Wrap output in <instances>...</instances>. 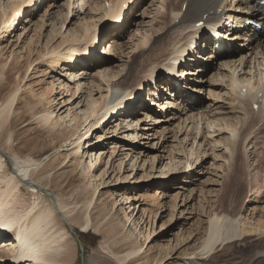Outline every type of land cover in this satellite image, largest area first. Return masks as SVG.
I'll return each mask as SVG.
<instances>
[{
  "label": "bare ground",
  "instance_id": "1",
  "mask_svg": "<svg viewBox=\"0 0 264 264\" xmlns=\"http://www.w3.org/2000/svg\"><path fill=\"white\" fill-rule=\"evenodd\" d=\"M18 1L8 0L10 2V5H8L9 12L5 11L0 15V28L3 26L2 30L4 32L2 34H7L6 37L19 32L20 25L26 23V15L28 16L30 10L34 8L36 11L39 10L40 6L36 5L39 2L40 4L43 3L40 0ZM142 2L141 0H113L112 2L108 0H79L77 11L71 9L72 4L70 3L69 13L67 12L68 15H66L60 24L62 28L68 22V19H76L79 14L89 10L88 5L93 6L96 12L109 6L111 9L107 10L105 16L101 14L99 16L95 15L93 19L96 20L98 17L97 20L99 21L97 22L96 20V24L99 23V25H93V33L91 32L92 29H90L91 23L85 22L82 25L84 28L78 31V37L62 39L59 44H54L53 49L48 50L41 56L39 64L42 65L47 62L56 76L47 85L45 84V90L41 93H35L32 88L28 89L29 95L35 103L38 102L41 105L45 101H50V104H53V101L57 100L56 97H61L64 93L68 92H71V95L67 100H61L62 105L58 104L56 107L50 105L49 109L38 118L40 123L47 127L48 132L54 133L59 138L56 137V142L58 140L60 142L53 153L47 154L37 160L31 157L22 158L15 153V161L18 163L15 173H9L7 165L3 160L4 157L0 155V245H2L0 258L6 254V251H9L3 250V247H10L15 242L16 232L14 231L17 229L19 235H25L24 243L34 254V263L29 264H73L74 255L69 240L71 239V235L62 225H64L65 221L71 223L76 218L81 217L84 220L81 230L88 232L92 225L91 212L87 210L83 215L79 214L74 215L75 217H70L68 215L71 212L64 211L66 206H64L62 200L58 199L60 202L52 209L53 206H42L38 202V196H35L33 201H29L24 196V192H22L24 186L27 185L26 183L30 185L31 192L35 191L37 184L35 183L36 181H31L32 177L39 180L49 175L47 177L49 179L53 171V164L55 163L54 165H56L57 161L61 158L67 163V169H69L71 175H74L77 171H81L82 174L86 175L85 178H89L90 186L93 189L91 193L92 200L89 206H91L97 197L96 202L108 208L109 213L107 215H112V212H114L112 221L120 218L123 223L129 224L127 237L136 235L144 240L143 245H139L136 249L127 253L123 251L112 252L108 244L106 247L102 246L105 251L110 250L109 252H112L121 264H206L212 259L219 246L247 236H264V207L262 205H257L250 209V216L239 215L232 218L227 214L221 215V213L216 212L218 203L214 201L208 205L210 212L207 217L208 224L204 231H198L195 234L191 233L188 237L183 236L184 238L177 240L176 244L172 247L171 245L170 247L164 246L166 247V253L163 255H154L145 260L140 258L142 256L141 250L146 247L145 251L150 252L153 249L152 242L155 241V239H151L154 235L149 233L147 226L153 228L152 222L155 221L156 223L158 212L156 214L153 212L154 206L148 204V202H151L148 199L157 204L158 211L163 210L162 205L164 204H162L161 200H164V196H161L163 191H160V188L167 187L168 183L166 181H169L168 179L171 178V174L179 172L187 174L191 172L194 175L196 174V170L191 167V170L185 167L173 170L176 168L175 166L172 169L175 157L170 156V153L167 154L166 160L168 162L166 164H164L165 157L153 156L152 160L157 165L156 172H159V175H151V187L157 186V189L153 192L155 194L150 197H143L144 195L138 193L139 195L136 194L135 197H132L130 195L132 191L131 186L129 188L127 186L131 182L130 177L134 171L139 170V160H142V157L146 156L143 161L142 168H144L147 162L146 158L148 157L144 155L143 150L139 149L143 145L141 141L138 142L140 144H135L136 140L139 139L140 134L141 138L143 137L142 140L152 141L158 135L157 131L153 135L151 133L147 134V132L154 130V128L156 129V127H153V129L139 127L142 120L138 117L143 116L145 119L150 118L151 120V115L154 116L152 118L154 119V126L167 123L170 125L172 122L179 121L184 130L183 134L187 133L185 138L181 140V144H187L190 134L194 133L193 138H195L191 139L193 140L192 147L188 150L191 152L190 157L197 156L198 159L201 154L205 158L206 151L204 152L203 150H207L203 148V143L197 144L199 137L204 138L206 134L211 135V137L218 133L227 134V141H223L225 142L223 148L227 152H240L242 148L246 152V145L242 141L246 139L243 137L244 133L247 129L251 132L245 140V143L250 145L252 143L250 139L252 137L251 130H254L255 127L257 128L256 125L258 124H256L257 121L255 122L254 117L261 118L260 122L258 121L259 124L264 122V6L261 5L262 0H179L180 7L177 11L175 9L167 10L168 7L166 6L167 11L163 13L164 16L171 18V23L165 31H159L157 34L150 33L153 35L150 41L148 39L150 36L148 31L144 32L142 29L137 28L133 34L135 40H137L139 34L143 36L138 40L143 45L152 43V46H154V48L151 45L145 47V49L151 52L144 59L147 60L148 65L145 67L144 64L139 63L140 65L135 67L133 63L128 64L127 61L125 68H123L124 71H121L123 74L118 79L117 77L119 76L114 74V60H118L120 57L127 59L136 53L134 49L138 50V48H134L136 46L134 45L132 52L125 55L122 48L120 49L118 46V44H121L119 35H125V26L129 23L133 8L140 9L139 6L142 5ZM132 5L134 6L132 7ZM169 5L173 7L174 4L170 3ZM78 7H80V10H78ZM124 12L127 13V16L123 15ZM71 14L72 17L68 18ZM142 17L146 19L147 15L144 13ZM249 21L257 22L261 26V29L254 26L251 28L246 27ZM202 22L204 25L199 26ZM26 29L27 27H24V30ZM53 31L58 32L56 29H53ZM59 32L61 34L62 30L60 29ZM215 32L220 35L216 36ZM92 34L96 37L94 41L92 38L90 39ZM20 37L21 34L18 38ZM202 39L210 47L213 45L210 54H207L208 48H206V45H203V47L201 45L196 46ZM120 50L122 51L120 52ZM187 53L188 55L185 57ZM193 55L196 56L194 57ZM217 55L224 57L218 59ZM36 61L29 63L23 81ZM216 61L218 62L215 63ZM218 64V72L211 77L214 84H210L211 82L208 80L209 84L206 85V75L210 70H214V67ZM64 71H68L70 74H64ZM96 71L97 78L94 76L91 83H89L87 81L88 78L92 77ZM36 72L35 74H37ZM58 74H61V77L56 79ZM62 77H68L69 80H72L73 87L70 88V85L68 86V83H71L70 81H67V89L64 84L66 81L59 84L58 82ZM198 83H201L200 86ZM164 85H167L166 88H163ZM208 86L210 87L209 98H204L203 94L206 93L205 91ZM145 91H147L148 100L152 99L154 103L152 104L156 108H159V113L156 110L152 111L150 107H148L149 109L146 108L142 97ZM162 91L163 93L165 92V96H168L167 98L162 96ZM217 91L224 92V95L222 94L221 96ZM104 92L106 93L105 96L103 95ZM188 92H196V97L192 98ZM17 93L18 91L11 95L9 103H2L0 105V130L5 129L9 124L13 127L14 122L16 123L19 119L25 117L24 113L22 115H15L17 109H15V112L13 111V103L16 102ZM94 93L101 95V98L95 99ZM83 97H85L84 100L82 99ZM169 97L172 98L168 99ZM159 98H161L160 101L158 100ZM214 98H216L217 103L213 101ZM73 99L75 101L70 103ZM225 99H228L227 104L224 103V105L218 106L221 100L226 102L227 100L225 101ZM101 100L105 103H102L103 107H100ZM179 101L183 103L179 104ZM60 107L61 109L58 110ZM65 108L66 110L60 114ZM29 110V114L32 117L35 116V110L32 107ZM201 111H203V114H200ZM236 114H241V116L236 117L237 123H234V119H231V116H235ZM100 115H102L101 118H98ZM221 116H223L222 119ZM144 118L142 119L144 120ZM218 122H224L226 125L223 126ZM99 123L104 127L103 131L106 130L107 133L112 130L110 125L118 123L116 126H113V129H116L113 132L116 133L123 130L120 133L122 134L120 137L124 138L121 141L123 146H120L119 150H117L119 148L118 143L114 142L110 148L111 153L100 149L98 143L105 140L104 135L96 134L94 138L84 142L87 134L90 135L92 130V134L94 132L98 133V130L101 128ZM87 129L88 131H86ZM166 130L168 132V128L164 131ZM238 130L240 131L239 134L236 132ZM63 131H67V136L63 135L65 133ZM173 131L175 132V130ZM132 138L134 140H131ZM212 142L215 146H221L223 143L218 140ZM241 143H243L244 147H241L240 150ZM194 147H197V153H194ZM70 151L71 153H69ZM189 151L188 154H185L189 155ZM174 153L176 154V152ZM84 157L87 160L84 161ZM104 164L107 166L105 169L102 167ZM154 168L155 166L152 167V169ZM129 170L130 172H128ZM122 172H127L123 178ZM116 174L118 175L114 177ZM191 174L188 173V175ZM107 175H109L107 180L113 175L111 180H109L110 182L105 180ZM50 180L52 179L50 178ZM142 180V178L135 179L133 185L135 187L138 186ZM134 191H136V188ZM263 191L264 189L258 192L257 199L263 197ZM180 192L177 193V196L182 194ZM115 195L116 198H120L119 202L115 199V202L111 204L114 201ZM191 196L192 192L189 198L187 196L184 197L183 194L181 208L184 210L181 213L188 212L189 208L187 206L190 204L189 200ZM248 197L250 196L248 195ZM140 201L142 203L134 216L137 206L136 208H131ZM176 208L177 205L174 210ZM61 217H63L62 220ZM9 228L14 231H9ZM164 235L162 236L165 237ZM194 241L198 244L193 251L186 252L182 256H176L183 246ZM4 259H6V256ZM250 264H264V250H260Z\"/></svg>",
  "mask_w": 264,
  "mask_h": 264
},
{
  "label": "rangeland",
  "instance_id": "2",
  "mask_svg": "<svg viewBox=\"0 0 264 264\" xmlns=\"http://www.w3.org/2000/svg\"><path fill=\"white\" fill-rule=\"evenodd\" d=\"M40 1H43V3L40 4L39 2V4H37L36 6H40L41 10L39 9L36 11L35 8L31 9L28 16L26 15L27 18L26 23H22L20 25L19 32H16L13 35H11L10 36L11 38L6 37L7 34L6 35L2 34L4 32L2 30L3 26L0 28L1 29L0 30V105L2 103H9L11 99V95H13L15 92L18 91L16 102L13 103V107H14L13 111L15 112V109H17L15 115L16 114L22 115V113H24L25 115L23 119H19L16 123L14 122L13 127L10 126L9 124L8 127H5V129L0 130V155L4 157L3 160L7 165V169L9 170V173H15V170H17L16 167L18 163L15 161L14 155L18 154L22 158L31 157L37 160L47 154L53 153L55 148H57L58 143L60 142L59 140L58 142H56V137L58 138V136L54 135V133L48 132L47 127L43 126L40 123V120H38V118L42 114H44L43 112H46V110L49 109L50 105L54 107H56L58 104L62 105L61 102L67 100L71 95V92L68 93L62 92L64 93V95H62L61 97H56L57 100L53 101V104H50V101H45L41 105L38 102L35 103V101L29 95L28 89L32 88L35 91V93H41L42 91L45 90L44 89L45 84L47 85V83H49L51 79L56 76V74L52 72V68L49 67L50 65L47 62L42 64L43 66L39 64L41 60V56H43V53H46L48 50L53 49V47L56 44H59L62 41V39L68 37L73 39L78 37L79 36L78 31L81 30V28H84L82 25L83 23L85 24V22L91 23L90 29H92L91 32L93 33L94 32L93 25L94 26L97 24L99 25V23L96 24V20L98 19V17L96 18V20L93 19L95 15L97 14L99 16V14H101L105 16L107 14V10L109 11L111 9L109 8L110 7L109 6L108 8H104L101 9V11L96 12L93 6L88 5L89 10H86V12L79 14V16L76 19L73 20L68 19V22H66V24H64L62 28V26H60L61 21L65 19L66 15H68L69 13L68 9H70V5L72 4L71 9H75L77 11V6H79V0H40ZM108 1L112 2L113 0H108ZM170 1L141 0L142 5L139 6L140 9L133 8L131 16H130L131 14L130 12L129 23L125 26V35L122 36L119 35V37L121 38L120 40L121 44H118V46L120 49L122 48L125 55L127 53L132 52L134 48H138V50L134 49V52L136 53L128 57L127 59L120 57L118 60H114V65H115L114 74L116 76H119L117 77L118 79L122 76L123 72L121 71H124L123 68H125V63L127 61L128 64L133 63L135 67H137V65H140L139 63L144 64L145 67L148 65L147 60L144 59L148 57V55H150L151 52L145 49V47L146 46L148 47L149 45L152 46V43L143 45L140 41H138L139 38L141 39L143 36L139 34L137 40H135V38H133V34L136 32L137 28L142 29V31L144 32L148 31L149 34L150 33L157 34V32L159 31H165L168 28L169 24L171 23V18L168 16H164L163 12L171 9L173 10L175 9L177 11L180 7V3L178 2L179 0H170ZM174 1L176 4L173 3ZM169 2L171 4H174L173 5L174 8L170 7ZM160 4L161 5L163 4L162 6L164 7H162ZM164 4H168V5H164ZM8 5H10V2H8V0H0V15L3 14V12L5 11L7 13L9 12ZM134 5H132V7ZM166 6L168 7V9ZM96 9L98 10V8ZM78 10H80V7H78ZM144 13L147 15L146 19H143L142 17ZM124 14L126 15L127 13L124 12ZM148 15L149 16L151 15L152 17L151 16L149 17ZM71 17L72 14L69 15L68 18ZM98 21L99 20H97V22ZM24 27H27V29L24 30ZM53 29L58 30V32L56 33L55 31H53ZM60 29L62 30L61 34H59ZM76 32L77 34H75ZM20 34L21 37L18 38ZM151 34L148 38L149 41L151 40V37H153V35ZM91 36L92 37H90V39L92 38L94 41L96 37L94 36V34H92ZM134 45L136 46L133 48ZM152 47L154 48V46ZM122 50H120V52ZM209 53H211V51L208 50L207 54ZM187 55L188 53L185 55V57ZM193 56L195 57L196 55ZM35 60L37 61L34 62L31 70L29 71L28 76H26L25 80L23 81L29 63ZM217 62L218 61H216L215 63ZM36 68L39 69L36 70ZM218 70H219V64L214 67V70L209 71V73L205 77L206 78L205 80H207L206 85L209 84V81L211 82L210 84L212 85L214 84L213 83L214 81L212 80L211 77H213L216 74V72H218ZM35 72L37 74H35ZM64 74L69 75L70 73L68 71H64ZM94 76H96L97 78L98 76L97 71L92 75V77L88 78L87 81L91 83ZM112 76L114 77V75ZM60 77L61 74H58L56 79ZM67 81L71 82L68 83V86L70 85V88L73 87V81L69 80L68 77L66 78L62 77L58 83L61 84L65 82L64 84L66 85L65 87L67 89L68 87ZM200 84L201 83H198L199 86ZM209 90L210 87L208 86L205 91L206 93L203 94L204 98H209L208 95ZM217 92L220 93L221 96L222 94L224 95V92L222 91H217ZM103 95L105 96L106 93L104 92ZM165 95H166L165 92L163 93L162 91V96L167 98L168 96ZM190 96L192 98H195L196 92H190ZM142 97L144 98V103L148 104L146 95L144 94L142 95ZM84 98L85 97H83L82 99L84 100ZM94 98L100 99L101 95H96L94 93ZM171 98L169 97L168 99ZM59 99L60 101H58ZM75 99H73L70 103L75 101ZM160 99L161 98H159L158 100L160 101ZM213 101L217 103L216 98H214ZM225 101L226 102H224V100H221L218 106H222L224 105V103L227 104L228 99H225ZM181 102L179 104H182ZM102 103H104L103 100H101L100 107L104 106ZM149 105L150 104H148V106ZM148 106L146 105L147 109H149ZM31 107L35 110L34 112L35 116L33 117L31 116V114H29L30 113L29 109ZM75 107L79 109L78 106L75 105ZM149 107L150 109L152 108V111L156 110L159 113V108L155 109L151 105ZM60 109L61 107L58 110ZM65 110L66 108L63 109L60 112V114ZM200 114H203V111H201ZM101 116L102 115H100L98 118H101ZM223 116H221V119ZM240 116L241 114L239 115L236 114L235 116H231V119L233 118L234 119L233 122L237 123L236 117H240ZM138 118L142 120V123L139 124V127H144L149 129H153V127H156V129L154 128V130L152 131L150 130V132H147V134L151 133L153 135L157 131L158 135L155 136V140L152 141V140H142L143 137L141 138V134H140L139 139L136 140L135 144L141 141L143 145L141 144L142 146H140L139 149L143 150L144 155H147L148 157L146 158L147 162L144 168L142 167L144 164L143 161L145 160L144 158L146 156L142 157V160L141 159L139 160L140 161L139 170L134 171L130 177L131 182L127 186L128 188L129 186H131L132 191L130 192V195H132V197H135V195L138 193L144 195L143 197H150L155 194L153 192L157 189V186L151 187L152 184L151 175L153 174L159 175V172L158 173L156 172L157 165L154 164V161L152 160L153 156L165 157L164 164H166L168 162V160H166L167 154L170 153V156L175 157V161L177 162L176 163L175 161H173L172 169L173 167L176 166V168H174L173 170L175 169L179 170L184 167L189 168L190 170L191 168L196 170V174L194 175L191 174V172H188L191 175H188V173L181 174V172L177 174H171L170 176L171 178L168 179L169 181H166L168 183L167 187L160 188V191H163V194L161 196H164L163 197L164 200H161V202H163L162 204H164L162 205L163 210L158 211L157 204H155L152 200L148 199V201L153 202V203L148 202V204L154 206L153 212L155 214L158 212V216L156 219V223L155 221L152 222L154 226L151 224L153 228H151V226L150 227L147 226L149 233L154 235L151 237L152 240L155 239V241L152 242L153 249L150 252L145 251L146 247L143 250H141L142 251V256L140 257L141 259L145 260L154 255H163L166 253V247L167 246L170 247V245L172 247L173 245L176 244L177 240H180V238L183 239L184 237H188L191 233L195 234L198 231H204L208 224L207 217L209 216V212H210V210L208 209L209 208L208 205L211 202L215 201V203H218L216 207L217 209L216 212H218L219 214L221 213V215L227 214L232 218H235L239 215L250 216L249 210L257 205L259 206L262 205V207H264V191L262 195L263 197L261 199H257L258 192L264 189V127H263L264 122L259 124L261 120L260 117L257 116L254 117L255 122L257 121L256 124L257 123L259 124L256 125L257 128L255 127L254 130L250 129L252 131V137L250 139L252 140L253 144L251 143L249 145L248 143H245V140L249 137L251 132H249V130L247 129L246 132L244 133L245 135L243 137L246 139L242 141L244 145H246L245 146L247 149L246 152H244L243 148H242L243 152L241 150V147H244L243 143H241L240 152H236V153L230 152L232 154L227 152L223 148V144L225 143L223 141H227L228 139L227 134L218 133L216 135H213L212 137L211 135L206 134L207 138L204 136V138L199 137L197 140L198 145L199 143L200 144L203 143V148L207 149V150H203L204 152L206 151V154L204 156L205 158L202 157L203 154L201 155L198 154L200 155L199 159L197 158V156L190 157L191 152L189 150L192 147L191 144L193 140L191 139L193 138L194 133L190 134L191 138L189 136V141L187 144L185 145L181 144V140L185 138L187 133L183 134L184 130L182 129V125L179 124V121L172 123L169 122L171 123L170 125H168L167 123V124H159L158 126H154L153 124L154 119H152L154 118V116L151 115V120L150 118L145 119L143 116ZM142 118H144V120ZM218 123L223 126L226 125L224 122L221 123L218 122ZM99 124L101 128L100 130H98V133L94 132V134H92L93 133L92 130L90 132V135L87 134V137L86 139H84V142L91 140L92 138L95 137L96 134L104 135L105 140H103L101 143H98L100 145V149L105 150L108 153H111L110 148L113 146L112 144L114 142V143H118L119 148L117 150H119L123 146V143L121 141L124 138L120 137L122 135L120 133H122L123 130L121 132L117 131L116 133H114L116 129H113V126H116V124L118 123H114L110 125L112 130L108 131V133L106 130L103 131L104 127L101 126V123ZM166 127L168 128V132L167 130L164 131L165 129H167ZM173 130H175V132ZM239 130L236 131L238 132V134L240 132ZM86 131H88V129ZM63 132H65L63 133V135L67 136L66 134L67 131H63ZM133 138L135 139V137ZM133 138L131 140H134ZM215 139L218 141H222L223 142L222 145L215 146L214 143L212 142V141H216ZM10 146H12V148H10ZM196 148L197 147H194V153L198 152ZM188 151L190 152L189 155H187ZM174 152H176V154ZM69 153H71V151ZM230 155L232 156V158H230L231 157ZM186 156L188 157L186 158ZM108 158H109V154H108ZM85 160H87L86 157H84V161ZM255 160H257V162H255ZM189 161L192 164L191 163L188 164L187 162ZM54 164H53V171L51 172L49 179L47 178L49 175L46 177L47 179L45 178V176L43 178H40L41 180L40 179L38 180L35 177L31 178V181L33 182L36 181L35 183L37 184V187H35V191L32 190L33 192H31L30 185L26 183L27 185L24 186L23 183L24 189L27 187L25 190L23 189L22 191L24 192V196L28 198L29 201H33L35 196L36 197L38 196L37 197L39 198L38 202H40L42 206L44 205H46L47 207L53 206L52 209H54V207L57 206V204L60 202L58 201V199H60L64 202V206H66V209H64V211L65 212L69 211V213L71 212L68 215L70 217H75L76 215L79 214L83 215L87 210L91 212L92 225L88 232H83L81 230L82 225H84V220H82L81 217L76 218L71 223L65 221L63 223L64 225H62L67 229V232H69V234L71 235V239L69 240H70V246L72 248V253L74 255L73 264H121L119 263L118 259L114 257L112 252H118V251H123L124 253L130 252L131 250L136 249L139 245H143L144 240L142 238L137 237L136 235L132 237H127L126 235L129 230V224L126 225V222L123 223L120 218H117L115 221H112V215L114 214V212H112L113 213L112 215L111 214L107 215L109 213L108 208L102 205L101 203L96 202L97 197L94 199L91 206H89L92 200L91 193L93 189L90 186L89 178H85L86 175L84 173L82 174L81 171H77L74 175H71L69 169H67V163L64 162L62 158L57 161L56 165ZM153 166H155L154 169H152ZM102 167L103 169H105V167L107 166L104 164ZM128 172H130V170ZM126 174L127 172H122L121 173V175H123L122 178ZM117 175L118 174L114 175V177ZM108 176L109 175L106 176L105 180H107ZM112 176L113 175H111L107 181L111 180ZM50 178L52 180H50ZM133 178L134 180L141 178L143 180L139 183L138 186L135 187L133 185L134 182ZM173 187L174 188L177 187V188L174 189ZM135 188L136 191H134ZM181 189L183 190V192ZM30 192L31 194L34 195L29 194ZM178 192L182 194L177 196ZM191 192H192V196L190 197L189 200L190 204H188L187 206V208H189L188 212L181 213V211L184 210L183 208H181L182 205L181 199L183 197V194L184 197L187 196V198H189ZM248 195L250 197H248ZM113 199L114 201H112L111 204L115 202V199L117 202H119L120 198H116L115 195ZM141 203L142 202L140 201L138 202V204L132 206L131 209L136 208L137 206L134 216L138 212L139 209L138 207L140 206ZM175 204L177 205L176 210H174L176 206ZM131 209L130 211H132ZM74 210L76 211L74 212ZM62 218L63 217H61V220ZM163 230L164 232H162ZM161 233L162 235L166 234L164 235L165 237H163ZM107 244L110 246L111 248L110 250L112 252H109L110 250L105 251V249L102 248V246L106 247ZM197 244L198 243L195 241L189 242L179 250L176 256L178 255L182 256L186 252L188 253L193 251L195 247H197L196 246ZM260 250H264V236L263 235L247 236L242 239L233 240L223 246L217 247L214 255L212 256V259L206 264H237V263L250 264L253 262V258L255 259V257L257 256Z\"/></svg>",
  "mask_w": 264,
  "mask_h": 264
},
{
  "label": "water",
  "instance_id": "3",
  "mask_svg": "<svg viewBox=\"0 0 264 264\" xmlns=\"http://www.w3.org/2000/svg\"><path fill=\"white\" fill-rule=\"evenodd\" d=\"M74 232V231H73Z\"/></svg>",
  "mask_w": 264,
  "mask_h": 264
}]
</instances>
